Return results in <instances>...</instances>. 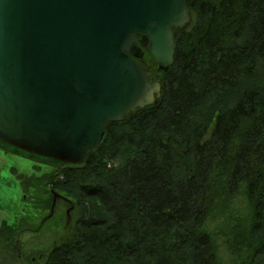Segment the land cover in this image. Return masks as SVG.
Instances as JSON below:
<instances>
[{
	"label": "trees",
	"instance_id": "1",
	"mask_svg": "<svg viewBox=\"0 0 264 264\" xmlns=\"http://www.w3.org/2000/svg\"><path fill=\"white\" fill-rule=\"evenodd\" d=\"M187 6L192 23L173 30L161 98L109 123L82 165L0 143L50 167L34 180L75 203L73 228L44 264H222L210 230L219 214L240 264H264V84H253L264 77V0ZM139 43L147 68L155 59ZM241 194L247 221L235 217Z\"/></svg>",
	"mask_w": 264,
	"mask_h": 264
},
{
	"label": "water",
	"instance_id": "2",
	"mask_svg": "<svg viewBox=\"0 0 264 264\" xmlns=\"http://www.w3.org/2000/svg\"><path fill=\"white\" fill-rule=\"evenodd\" d=\"M191 22L187 0H0V142L82 165L109 123L161 98L139 38L167 72Z\"/></svg>",
	"mask_w": 264,
	"mask_h": 264
},
{
	"label": "rangeland",
	"instance_id": "3",
	"mask_svg": "<svg viewBox=\"0 0 264 264\" xmlns=\"http://www.w3.org/2000/svg\"><path fill=\"white\" fill-rule=\"evenodd\" d=\"M146 67L153 72V79H162L156 63H146ZM259 75H263L262 71ZM263 78L253 84L263 85ZM42 165L39 159H29L0 145V264H44L48 253L67 236L73 228L74 220L78 218L74 209L67 225L68 206L66 210V206L59 210L55 208V212L50 210L53 189L34 180L51 173L50 167ZM26 181L27 184L31 183L32 197L31 188L25 187ZM41 199L47 200L46 206ZM246 203L241 194L236 197L233 206L237 212L235 217L247 221L249 213ZM51 212L52 216L48 217ZM11 225H14L13 229ZM225 242V239H219L222 264H238L241 254L234 255Z\"/></svg>",
	"mask_w": 264,
	"mask_h": 264
},
{
	"label": "flooded vegetation",
	"instance_id": "4",
	"mask_svg": "<svg viewBox=\"0 0 264 264\" xmlns=\"http://www.w3.org/2000/svg\"><path fill=\"white\" fill-rule=\"evenodd\" d=\"M51 198H52V204L50 206V210H52V212H55V208H57L59 210V208H63L66 206L65 210L67 209V213L69 216H67V225H69V219L71 218V211L74 210V207L72 206V202L69 200V198H67L66 196L64 195H60V194H55L54 192H52L51 194ZM68 206V207H67ZM62 211V210H61ZM52 212L49 214L48 217H51L52 216ZM51 219V218H50ZM49 220V219H48ZM43 225V224H42Z\"/></svg>",
	"mask_w": 264,
	"mask_h": 264
},
{
	"label": "bare ground",
	"instance_id": "5",
	"mask_svg": "<svg viewBox=\"0 0 264 264\" xmlns=\"http://www.w3.org/2000/svg\"><path fill=\"white\" fill-rule=\"evenodd\" d=\"M217 216H219V217H216L215 219H213L215 221L211 220L212 222L210 224V230L213 231L214 233H216V235H215L216 241L219 244V239L221 238V240L222 239L224 240V238H225V234H224V228H225L224 226L225 225L224 224L226 223V221H225L226 215L224 216L222 214L221 215L219 214ZM227 223H228V221H227ZM219 224H220V226H219ZM212 226H215V227H212ZM238 264H239V261H238Z\"/></svg>",
	"mask_w": 264,
	"mask_h": 264
}]
</instances>
